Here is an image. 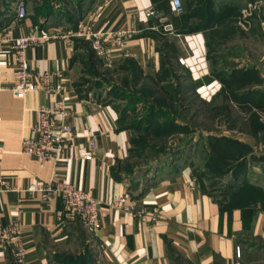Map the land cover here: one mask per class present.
<instances>
[{
	"label": "crops",
	"instance_id": "obj_1",
	"mask_svg": "<svg viewBox=\"0 0 264 264\" xmlns=\"http://www.w3.org/2000/svg\"><path fill=\"white\" fill-rule=\"evenodd\" d=\"M86 1L80 21H93L97 18L95 11L101 8L98 29L137 31L126 48L114 49L106 66L116 69L133 60L151 80L160 74L162 37L175 31L191 33L183 35L193 51L187 56L180 50L183 65L195 78L214 79L211 73L216 57H198V48H214L218 42L228 46L244 0H206L201 17H186L177 24L174 18L186 13L176 14L172 0H168L172 11H162L166 18L163 25L171 24L174 30L159 32L162 36L157 37L153 35L157 31L152 30L157 18L148 16L146 9L156 8V2L165 0ZM182 2L185 5L188 0ZM16 8L1 18L0 37L8 32L12 37L28 36L37 28L32 13L19 22ZM195 20L194 25L203 22L205 26L184 31L186 23ZM45 23L43 34L72 27L70 16L59 17V13ZM249 24L254 27L252 32L261 33L264 46V15L255 14ZM175 45L178 47L176 43L171 47L177 52ZM241 46L247 47L243 43ZM78 50L75 39L69 43L55 39L28 48L26 57L34 76L47 70L58 72L52 78L56 92L33 91L20 96L12 91L18 81L12 46L5 42L0 48V179L6 187L0 194V217L6 223L16 218L22 222L24 264H51V254H78V248L87 243L82 222L66 215L60 197L46 202L29 189L37 180L50 182L54 177L77 184L99 202L100 226L94 235L104 264H264V176L247 172L225 198L211 195L194 174L193 166L181 160L177 166L165 167L134 185L136 189H132L130 177L116 179L114 168L129 160L132 132L120 124L122 106L83 94L80 80L85 60ZM252 66L258 69L257 64ZM62 101L71 112L67 123L74 132V142L60 163L42 162L23 151L22 140L36 136L38 108L55 107ZM92 139L97 142L95 147L90 146ZM122 199L133 204V213L118 205ZM142 214L146 220L141 219ZM10 255L7 247L0 246V264H11Z\"/></svg>",
	"mask_w": 264,
	"mask_h": 264
},
{
	"label": "rangeland",
	"instance_id": "obj_2",
	"mask_svg": "<svg viewBox=\"0 0 264 264\" xmlns=\"http://www.w3.org/2000/svg\"><path fill=\"white\" fill-rule=\"evenodd\" d=\"M18 0H0V20L3 16L13 12ZM85 0H27L28 13H32L34 21L45 22L47 19L42 14L46 10H54L60 16L72 18L78 21L82 13L86 10L83 2ZM88 1V0H87ZM86 1V2H87ZM182 1V0H181ZM243 1V0H242ZM88 3V2H87ZM202 3V4H201ZM184 13L200 10L206 4V0H188L184 5ZM239 15L234 21L233 33H230L228 46L218 42L214 48H198V57H207L214 54V69L211 75L215 79L213 86H206L202 83V78L196 77L186 65H183L180 58L185 55H193L190 46L183 39V35L191 33H177L171 36L162 37L161 57L162 66L160 70V83L154 85L147 80H140L135 86H131V78L134 67L130 63L127 70L117 72L108 66L103 65L91 43L84 39H78V53L84 58V76L80 80L83 94L102 101H111L126 109L133 106H145L154 104L161 107L167 115H159L163 122L177 121V129H161L159 132L148 133L145 124L141 122L144 112L132 115L125 124H138L137 129L132 130L134 143L132 144V154L123 164L117 168V173L132 180V189L142 181H147L157 171L165 168L177 166L178 162L190 163L193 166L194 174H205L203 179L214 195L222 196L228 187L234 184L233 173L226 176H218L207 172L205 167L208 157L207 136L226 134L251 143L255 147L256 157L264 156V143L261 137L260 142L253 137L230 131L229 126L237 120L238 125H243L244 114L235 107L232 93L228 89H221L224 86L222 76L230 77L236 69H248L253 64L258 65V70L264 77V46L262 35L259 31L252 32L253 28L249 21L255 15H264V0H244ZM58 18V17H57ZM197 21L186 23L184 31L190 30ZM73 28V27H71ZM256 28V27H255ZM239 29V30H238ZM258 29V28H256ZM259 30V29H258ZM180 37L182 41H180ZM233 37V38H231ZM175 42V50L171 44ZM247 47L242 48L241 44ZM187 44V50L185 44ZM226 46V47H225ZM182 48V49H181ZM179 50V51H178ZM180 50H183L180 53ZM190 54H187V53ZM177 57V58H175ZM197 57V59H198ZM235 61L233 59H239ZM233 60V61H232ZM164 67V69H162ZM141 79V77H140ZM163 81V82H162ZM264 88V83L262 85ZM237 90L240 96H248L250 90ZM142 92V93H141ZM228 108L232 111L229 116ZM221 113L218 120L213 121L215 114ZM264 121V114L260 116ZM233 120H232V119ZM160 122V121H158ZM259 142V143H258ZM247 172L250 175L258 174L264 176V162H249ZM246 172V173H247ZM79 219V218H77ZM80 220V219H79ZM84 239L87 241L84 246L78 248L79 253H53L50 255L51 264H104L99 257V244L92 232L82 220Z\"/></svg>",
	"mask_w": 264,
	"mask_h": 264
},
{
	"label": "built area",
	"instance_id": "obj_3",
	"mask_svg": "<svg viewBox=\"0 0 264 264\" xmlns=\"http://www.w3.org/2000/svg\"><path fill=\"white\" fill-rule=\"evenodd\" d=\"M173 9L176 14H181L184 10L181 0H172ZM16 18L20 21L28 18V9L25 1L21 0L16 5ZM101 8L95 11L97 18L101 14ZM156 8L146 9V14L155 17L158 24L152 27L157 32H171V24L163 25L166 18ZM97 18L90 22L80 21L78 27L68 28L67 30H56L52 33H39L35 28L34 33L28 36L12 37L10 32L0 37V48L3 43L11 44L14 59L18 66V81L12 88V91L25 96L30 92L44 91L54 93L52 78L58 75V72L44 71L34 76L26 50L28 48L41 45L45 42L55 39H64L72 42L73 39H84L91 43L96 55L103 59L106 65H110L111 54L114 49H124L128 41L137 33L135 29L120 30L117 32L100 30L97 26ZM38 124L35 127L36 136L34 138L26 137L22 140L23 151L31 157L38 158L42 162L53 161L60 163L66 159V152L71 148L74 142V132L67 123V118L71 112L66 102H58L55 107L38 108ZM95 139L90 141V146H96ZM6 189L4 181L0 179V194ZM31 192L38 194L43 200L50 201L55 197L63 200L65 213L72 218H79L92 231L96 232L99 224V202L91 194L69 181L60 180L54 177L50 182L37 180L29 187ZM120 205L126 212L133 213V204H127L126 200H119ZM142 220H146L141 215ZM23 224L19 218L6 223L0 217V246L7 247L18 264H24L25 248L22 243ZM237 257H241L240 247H237ZM235 264H241L237 262Z\"/></svg>",
	"mask_w": 264,
	"mask_h": 264
},
{
	"label": "trees",
	"instance_id": "obj_4",
	"mask_svg": "<svg viewBox=\"0 0 264 264\" xmlns=\"http://www.w3.org/2000/svg\"><path fill=\"white\" fill-rule=\"evenodd\" d=\"M169 1L165 0L164 2H156V9L160 12L167 11L170 13L171 7L169 6ZM202 4V3H201ZM185 7V6H184ZM200 10L191 12L189 11L186 13V16L183 14L180 18H174V23L177 24V21H185L186 17L194 18V17H201V14L203 13V7L200 6ZM174 11V9H173ZM46 18H51L56 12L52 10H46L42 13ZM37 18L36 16L34 17ZM69 18V17H68ZM70 21H72V27L76 28L78 27V21H74L72 18H70ZM36 27L38 28L39 33L44 32V27H46V23H38V21H35ZM158 20L154 22L153 25H157ZM205 24L202 22L198 25H194L190 28V31H196L201 30ZM180 29V28H176ZM153 32V31H152ZM154 36H162L159 32H155L153 34ZM76 45H79L78 39H75ZM99 59V58H98ZM101 61V59L99 60ZM101 63H103L101 61ZM132 64L134 69L130 70L132 72V78H131V86H135L137 82H140V80H147L152 82L154 85L157 83H160L162 78H160V74L156 77V79H147L142 71L140 70L139 66L136 62L133 60H128L123 66L113 69L117 72H123L127 70V65ZM103 65L106 66L105 63ZM112 69V68H111ZM164 69V67L162 68ZM141 77V79H140ZM222 83H224L221 89H228L232 93V99L234 102L235 107L243 113V116H246L244 118L243 125H238L237 120L234 118V122L230 124L229 130L230 131H239L240 133L247 134L251 137H253L255 140L260 142V139L262 137L263 143H264V121L260 117L264 114V88H262V85L264 83V77L261 74V72L255 68L254 66L248 67V69H236L230 77L225 78L222 76ZM213 81H215L212 77H205L202 81L203 84L209 85ZM163 82V81H162ZM81 83V81H80ZM251 89L248 96H240L237 94V90H247L249 91ZM142 93V92H141ZM133 106L131 109H126L125 112L121 111L120 113V124L121 126L126 129L134 131L135 129L139 128L138 124L131 125V124H125L132 115H136V113H140L143 110L144 116L141 119V122H137L139 124H145L148 133H155L159 132L161 129L169 128V129H177L175 128L176 125H179V123L176 121H168L163 122L159 118V115H164V113L167 115V112H165L161 107H157L156 105L152 104H146L145 106ZM140 111V112H139ZM229 116L233 118L232 111L228 108ZM221 113L215 114L212 118L213 121L220 119ZM231 118V119H232ZM233 120V119H232ZM160 121V122H158ZM180 126V125H179ZM258 142V143H259ZM134 143V137L132 134L131 138V148H130V156L132 154V144ZM207 144H208V157H207V163L205 165L207 172L210 174H215L218 176H226L230 173H233V181L234 184H231L232 186L228 187L227 190L224 191L223 195L220 196L222 198H225L228 196V194L238 185V183L242 182L243 179L246 178L245 174L249 168V162H264V156L263 157H256L255 155V147L246 141H243L239 138L229 136L226 134H220V135H209L207 136ZM119 166V165H118ZM116 166L113 170V175L116 179H121V175L117 173V167ZM202 181L206 177L205 174L197 175ZM211 192V191H210ZM211 195L215 196L212 192ZM9 254L10 251H9ZM10 261L11 264H18L12 254L10 255Z\"/></svg>",
	"mask_w": 264,
	"mask_h": 264
}]
</instances>
